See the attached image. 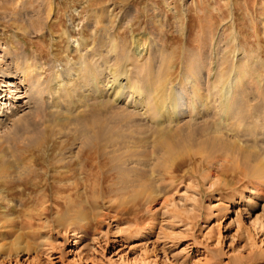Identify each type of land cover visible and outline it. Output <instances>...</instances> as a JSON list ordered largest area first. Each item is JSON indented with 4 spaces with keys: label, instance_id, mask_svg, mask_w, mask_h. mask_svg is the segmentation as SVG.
Listing matches in <instances>:
<instances>
[{
    "label": "rangeland",
    "instance_id": "374dc122",
    "mask_svg": "<svg viewBox=\"0 0 264 264\" xmlns=\"http://www.w3.org/2000/svg\"><path fill=\"white\" fill-rule=\"evenodd\" d=\"M27 58H38L51 75H74L95 62L128 68L147 95L177 99L185 115L176 132H193L186 143L198 152L164 169L150 121L156 109L150 118L133 111L124 123L123 171L111 165L110 179L95 181L94 193L103 194L96 206L88 199L94 179L82 184L85 213L67 208L61 195L53 199V180L44 174L37 186L0 183L1 192L15 196L26 186L33 196L27 208L8 211L13 229L0 209V264H264V0H0V68ZM226 98L233 112L223 111ZM201 103L209 111L199 116ZM48 113L35 103L9 114L13 123L0 128V141L14 147L51 128L38 163L46 168L69 160L68 152L77 156L84 118ZM7 158L12 171L22 165ZM44 195L49 203H36Z\"/></svg>",
    "mask_w": 264,
    "mask_h": 264
},
{
    "label": "bare ground",
    "instance_id": "6f19581e",
    "mask_svg": "<svg viewBox=\"0 0 264 264\" xmlns=\"http://www.w3.org/2000/svg\"><path fill=\"white\" fill-rule=\"evenodd\" d=\"M27 56L28 55H26L25 58ZM86 60L84 59V61ZM84 64L85 63L83 62V65ZM44 68H46L45 65L40 60H38V58H35L33 60L27 58L23 61L22 65L19 66L18 64V66H16L12 70L5 67H3L2 69L0 68V128L4 126L7 127L6 124H8L11 120L9 114L16 116L19 111H24L27 107L31 109L32 107H34L35 103L36 105L37 103H40L48 106L49 113L47 115L50 116H56L58 113L74 114L77 116V120L79 121L81 120V117H83L84 119L82 121V129L84 130V133L82 134H84L85 140L83 142V145H81V148H79V154L77 156L72 155L71 152H68V155H70L69 160H67V158L65 162H63L64 158L58 159L57 161L53 160V162L51 161V163L46 168H44V166H41L42 164H44L43 159H39L38 163L37 158L42 157L40 155L43 147L40 148L41 145L39 144L46 141L48 137L52 138L53 136V134H51L52 132H49L51 131L50 125H48L47 127L50 129H47L46 132H44V130L41 131L45 133L43 134L45 135V137H42L41 139L38 138V140H36L37 138H35V140H32L30 134V136L25 137L26 139H28V142L24 143L23 141H21V143H18L14 147L13 145L11 146L3 143L5 140L3 142L0 141V183L5 188L13 186V184L17 183V181H20L24 184L29 180H35V182L31 184L37 186V179L40 178L42 174H44L46 177V182L48 177L53 180V185L51 186L52 194L50 193L53 199L61 195L59 197L67 198V208L70 206H78L79 208H81L79 210L84 212L85 201L82 199V196H84L86 193L84 190H80L82 184H86L87 186V183L93 179L94 183L96 180L103 181V183L105 181H108V179H110L111 177V174L108 172V167L109 169H111V165L114 166L117 172H121L122 170L121 168L123 167L125 161L124 156L126 155H124V153L129 150L127 149L126 145H124V123L126 119L130 117L132 113H134L133 111L139 112L143 117L150 118L149 115L152 113L151 109H156L157 114L155 117L151 118L150 121L157 128V136L154 142V149L155 147H157L162 152L161 154H159L158 158L155 159L157 162L163 163L162 167L166 163H175L177 160L185 158L186 156H189L190 158L191 154H195L196 152H198L192 151L191 147L186 143L189 138L191 139L193 132H189L185 137H183L182 134H178L176 132L177 129H175V122L178 121L180 117L185 115L184 112L181 113L179 111L177 99L167 101L157 96L153 98L154 96L152 97L151 95H147L145 90H143L137 83L131 80L129 75L131 73H129L130 71H128V68L123 66L115 68L113 66L114 70L113 68H107L109 70H106L104 67H99L98 63L95 62V64H90L87 69L82 68V71H80L81 69L79 68L80 70H77L79 72L74 73V75L71 73L73 70L71 72L67 70L64 71V73L61 72V70V75L58 72L55 73L53 71L51 73L54 74L51 75L48 74V71L46 70V72ZM107 73H109L110 75H107ZM144 96L146 97V99ZM23 97L28 98L23 104H17V102H19V98ZM201 98L199 99L201 100ZM91 102H93L94 104L92 110ZM232 104L233 103L231 99H224L223 107L226 106V108L223 109V111H225V113L233 112ZM109 105L113 106L114 108L107 109V106ZM208 105H203L202 103L200 104L201 108H199V116L208 113ZM127 107L131 110L127 109ZM192 109H197L196 103L193 105ZM31 111L32 110L28 111L27 113L29 114ZM89 113H91V115L88 117ZM37 115H35V117H37ZM160 120H163V122H160ZM12 121L13 120H11V122ZM44 124L46 123L44 122ZM118 144H123V146H120ZM45 147L46 146H44V148ZM115 147H119V151L121 150L120 147H123L120 154L119 152L116 153L115 151H113ZM36 151H38V153L35 154ZM112 151L115 152V154ZM9 156L13 159V161L15 160L21 162V160H23V162H21L22 165L16 168L14 167V171H12L11 169H13L12 167L14 164L12 161L10 162L8 160L7 157ZM27 157H30L29 160H26ZM61 162H63V166L59 165ZM170 164H166L165 166ZM171 166L173 165L171 164ZM171 166L168 167L171 169ZM96 168H98V171L96 170ZM122 174L125 175L124 172H122ZM120 177L123 176L121 175ZM48 181L50 180L48 179ZM66 181H70V183ZM96 183L94 184V188L91 189V194L88 197L90 202L89 204H91V206H96L101 195H103L101 193L100 195H96V193H94L97 191V189H95ZM99 184H97V187H99ZM108 186H102L103 190L106 191V189H110L112 187L111 186L109 188ZM25 187L22 190L19 188L21 191L19 190V194L17 195L16 193L15 196L12 193L8 194L6 192L0 191V209H3V220L5 221V223H11L12 229L14 228V226H16V218L9 217L8 215L27 208L28 202L31 200V198L33 199V196H31L30 193L25 192ZM35 188L36 187H34V189ZM46 197L48 198V202L49 197H51L50 195H47L45 197L42 196V200H40V202H37L36 200L35 201L36 203H43L46 201ZM17 198L19 202L15 203V201H17ZM46 207L48 209V206ZM8 211H10L11 213H8ZM82 216L85 215L82 214L81 218ZM28 219L31 220L34 219V217L31 216V218ZM260 232L261 231L258 230V232L256 233L259 234ZM248 235L249 238L253 239L254 242V239H256L255 236L251 233H249ZM21 236L22 235H19L17 238ZM248 245L246 247H249ZM251 247H253L252 243ZM251 247L250 250L254 248ZM255 250H257V248ZM255 254L256 253H250L249 259H254L253 257H255Z\"/></svg>",
    "mask_w": 264,
    "mask_h": 264
}]
</instances>
